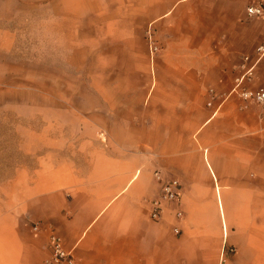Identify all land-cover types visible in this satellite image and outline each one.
Masks as SVG:
<instances>
[{
	"label": "crops",
	"instance_id": "obj_1",
	"mask_svg": "<svg viewBox=\"0 0 264 264\" xmlns=\"http://www.w3.org/2000/svg\"><path fill=\"white\" fill-rule=\"evenodd\" d=\"M253 1L84 0V13L118 33L100 34L105 55H135L134 24L152 30L146 94L131 96L140 106L126 116L111 105L118 96L99 95L106 116L81 130L89 142L77 158L60 144L0 186V264H46L51 231L73 256L61 264H264V119L231 92L252 65L246 85L264 86V17L247 15ZM42 4L0 0V22ZM15 34L0 23L2 63ZM157 175L177 179L180 196L154 220Z\"/></svg>",
	"mask_w": 264,
	"mask_h": 264
},
{
	"label": "rangeland",
	"instance_id": "obj_2",
	"mask_svg": "<svg viewBox=\"0 0 264 264\" xmlns=\"http://www.w3.org/2000/svg\"><path fill=\"white\" fill-rule=\"evenodd\" d=\"M43 2L0 22L16 33L8 58L2 63L0 57V186L17 168L32 171L60 144H70L62 153L77 158L89 142L81 130L98 127L106 116L99 95L120 98L111 104L118 116L140 106L131 96L144 98L146 68L158 51H150L147 26L134 24L136 54L107 49L105 55L100 34L118 33L113 25L107 31L97 14L84 13V0L73 1L74 13L67 12L66 0Z\"/></svg>",
	"mask_w": 264,
	"mask_h": 264
},
{
	"label": "built area",
	"instance_id": "obj_3",
	"mask_svg": "<svg viewBox=\"0 0 264 264\" xmlns=\"http://www.w3.org/2000/svg\"><path fill=\"white\" fill-rule=\"evenodd\" d=\"M246 12L248 16L264 17V0H255L246 7ZM149 47L151 53L158 50V45L153 38V32L151 29L147 30ZM259 56L264 54V44H260L256 48ZM249 56H243V61L247 62ZM244 66V65H242ZM253 77V65L246 67L245 72L240 76L235 78L234 86L231 92L237 94L244 104H255L259 107V116L264 119V86H257L250 88L246 85V82L250 81ZM161 181L159 196L150 201L149 215L150 218L158 220L161 218L164 208L167 204L176 203L180 196V183L175 178H162L157 175ZM177 216L181 214V211L176 212ZM39 225L34 224V229H38ZM177 231V229H176ZM49 256L46 259V264H61V263H71L73 261V256L70 251L63 247L62 238L51 231L49 234ZM234 251L233 248L230 249Z\"/></svg>",
	"mask_w": 264,
	"mask_h": 264
}]
</instances>
